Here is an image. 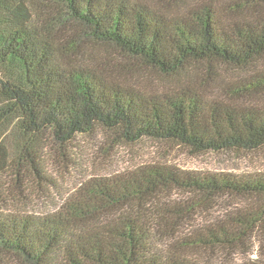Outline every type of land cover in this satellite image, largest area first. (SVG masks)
Masks as SVG:
<instances>
[{
	"label": "trees",
	"instance_id": "16d2710c",
	"mask_svg": "<svg viewBox=\"0 0 264 264\" xmlns=\"http://www.w3.org/2000/svg\"><path fill=\"white\" fill-rule=\"evenodd\" d=\"M147 74L160 90L130 82ZM99 131L264 154V0H0V205L49 184L47 149L65 157ZM222 199L233 208L182 233ZM255 236L264 250V173L155 163L91 179L51 214L0 207V264H201L250 253Z\"/></svg>",
	"mask_w": 264,
	"mask_h": 264
},
{
	"label": "rangeland",
	"instance_id": "374dc122",
	"mask_svg": "<svg viewBox=\"0 0 264 264\" xmlns=\"http://www.w3.org/2000/svg\"><path fill=\"white\" fill-rule=\"evenodd\" d=\"M159 77L152 74L137 75L130 81L141 90H160L164 85L158 81ZM47 149V176L49 184L44 180L30 179L27 188V198L19 200L7 198L1 208L14 211L23 210L34 215H47L59 209L83 183L97 178H109L121 173L135 171L149 164H167L181 171L196 172L199 174H232L255 175L264 173V154H214L192 155L186 150L169 148L163 143L143 139L137 143H117L109 138L108 134L99 131L92 135H83L75 138L67 149L65 157L56 147ZM2 181L11 183L7 177ZM11 187V186H10ZM11 190H14L11 188ZM5 191L6 188H5ZM13 192V191H12ZM7 195V192H5ZM187 193L173 191L172 201H184ZM233 201L222 199L209 216L196 217L192 226L182 229L184 235L204 224L208 219L220 217L227 210L233 208ZM209 214V213H208ZM259 236H255L254 248L250 253L236 254L232 257L220 254L218 256L196 255L194 258L201 264H243L250 260H264V250L259 246Z\"/></svg>",
	"mask_w": 264,
	"mask_h": 264
}]
</instances>
